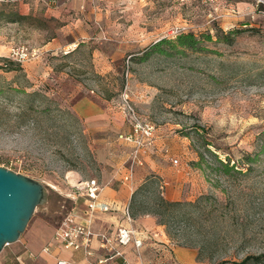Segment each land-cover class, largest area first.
Instances as JSON below:
<instances>
[{"label":"rangeland","instance_id":"rangeland-1","mask_svg":"<svg viewBox=\"0 0 264 264\" xmlns=\"http://www.w3.org/2000/svg\"><path fill=\"white\" fill-rule=\"evenodd\" d=\"M239 1L52 0L50 16L38 8L20 23L0 17V166L48 188L47 202L5 248L31 236L42 242L82 206L72 198L77 184L115 173L129 150L114 129L125 122V93L155 125L164 155L154 159L163 173L145 161L135 168L145 174L132 212L165 221L175 245L196 254L190 264L245 256L264 264V17H243L250 13ZM16 2L0 0V10L10 4L14 16ZM233 29L242 31L231 42L218 39ZM182 32L201 47L180 45ZM163 39L166 53L154 49ZM22 47L32 56L18 61L12 51ZM84 99L106 110L84 118ZM162 176L174 181L175 197Z\"/></svg>","mask_w":264,"mask_h":264},{"label":"crops","instance_id":"crops-1","mask_svg":"<svg viewBox=\"0 0 264 264\" xmlns=\"http://www.w3.org/2000/svg\"><path fill=\"white\" fill-rule=\"evenodd\" d=\"M18 7V15L26 17H36L38 8L42 9V14L52 15V0H14ZM237 5L243 8V11H248L250 16H244L245 18L253 19V17H264V13L260 12L258 8H264L263 5L257 6L255 0H240ZM262 11V10H261ZM245 13V12H244ZM23 18V19H24ZM15 21V23H20ZM50 44V42H46ZM45 43V44H46ZM46 44V45H47ZM75 45L74 41L73 44ZM92 100L84 99L78 105L77 111L84 116V118L91 114L104 112V108H98L94 105ZM94 110L86 111L83 106H93ZM116 131L119 133L128 130L127 124L122 120L117 124ZM118 133V134H119ZM118 137V136H117ZM121 143L128 146V152L120 154L119 150H115L116 155L121 157L115 164V173L108 176L100 183L101 192L98 199L101 202L108 204L109 209L105 211H97L93 214L92 228L95 232H107L108 234L115 236L119 227H130L138 230L142 236H144L143 246L139 253L136 251L132 242L126 245H120L115 242V246L122 252V256H116L108 260L107 264H126L127 260L130 264H190L196 254L185 247L175 245V243L169 238L164 224L159 223L156 218L149 214L136 215L132 212L130 203L134 193L135 185L142 180L145 174L142 170H136L134 177L125 182L123 176L126 172V163L130 155L131 144H128L122 140ZM162 143H158L156 138L154 144L149 147L147 154L143 157L145 164H148L149 168L155 169L157 172L163 173L164 168L162 165H156L154 159L162 155ZM164 155H162L163 157ZM163 164V163H162ZM97 180V179H96ZM163 184L165 186V192L168 197H175L177 194L174 186V181L162 176ZM169 183V184H168ZM81 198V207L73 209V212L83 216L86 210V202L84 196H77V200ZM73 198V197H72ZM128 208L131 220H128L124 214V210ZM55 226L48 232V236H44L42 242H34L32 236L27 240H21L19 243L14 244L8 248H3L0 252V264H55L58 258H64L72 262V264H95L98 257L105 254V250L99 246V241L94 238L92 242V248L94 254L86 256L82 250H65L57 243L52 242L48 251H43L44 246L50 243Z\"/></svg>","mask_w":264,"mask_h":264},{"label":"built area","instance_id":"built-area-1","mask_svg":"<svg viewBox=\"0 0 264 264\" xmlns=\"http://www.w3.org/2000/svg\"><path fill=\"white\" fill-rule=\"evenodd\" d=\"M255 3L257 6H264V0H255ZM31 56L32 53L24 47L12 51V57L18 61L28 60ZM118 108L128 126L127 131L118 134V139L131 144L130 155L126 163V172L123 176V180L129 182L133 177L135 168L143 164V157L147 154L149 147L154 144L155 125L136 111L130 98L125 93L119 100ZM171 161L173 165L178 164L177 158H173ZM76 188L78 194L72 197L75 198L79 195L85 197L86 210L84 215L80 216L73 210L68 211L55 226L51 241L44 246L43 251H48L51 243L54 242L65 250H82L86 256H91L94 254L92 242L94 238H97L99 246L106 253L98 257L95 264H107L108 260L113 257L123 255L115 246V242L120 245L132 242L139 253L143 246L144 236L138 230L130 227H119L115 236L107 232H95L93 230V214L97 211L109 209L108 204L98 199L101 192L100 183L95 178H92L81 181ZM124 214L128 220H131L128 208L124 210ZM125 263L130 264L127 260H125ZM55 264H72V262L64 258H58Z\"/></svg>","mask_w":264,"mask_h":264},{"label":"water","instance_id":"water-1","mask_svg":"<svg viewBox=\"0 0 264 264\" xmlns=\"http://www.w3.org/2000/svg\"><path fill=\"white\" fill-rule=\"evenodd\" d=\"M47 189L37 179L0 166V252L19 239L37 207L47 202Z\"/></svg>","mask_w":264,"mask_h":264},{"label":"trees","instance_id":"trees-1","mask_svg":"<svg viewBox=\"0 0 264 264\" xmlns=\"http://www.w3.org/2000/svg\"><path fill=\"white\" fill-rule=\"evenodd\" d=\"M1 5L3 7V9L0 10V17L1 18L6 17V19H8L9 21H13V22L20 21L24 18V16H20L18 14H14V16H12V14H13L12 12L14 10L11 8L10 4L1 3ZM258 10L262 13L264 12V8H258ZM240 31H242V30L241 29H233V30H229L227 32H223V31L219 30L217 32V37H218V39L223 40L225 42H231L232 39H230V37L232 35L235 36ZM206 39H209V40L211 39V35L209 33L206 34ZM176 40L179 41L180 45H182L184 47L191 48V49H196L197 47H201V46L197 45L198 40H197V38H195V36L192 33H183V32L179 33L177 35ZM165 41H166V39H163V40H160L158 43H155L154 49H156V51H158L160 53H166L165 49L160 48V44L162 42H165ZM169 42H171V41H169ZM261 151H264V143L262 144ZM199 161H200L199 164L204 161L202 154H200V160ZM218 161L223 165L224 170L226 172H228V170L231 169V166H229L228 162L223 163L222 160H220V159H218ZM161 201L163 202L164 200H161ZM159 223L164 224V225L166 224L165 221H159ZM260 257L261 256H245L236 264H249V262H251V261L259 260Z\"/></svg>","mask_w":264,"mask_h":264}]
</instances>
